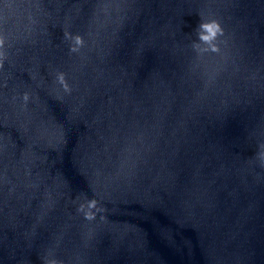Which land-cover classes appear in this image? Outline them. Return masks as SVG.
<instances>
[{
	"label": "water",
	"instance_id": "95a60500",
	"mask_svg": "<svg viewBox=\"0 0 264 264\" xmlns=\"http://www.w3.org/2000/svg\"><path fill=\"white\" fill-rule=\"evenodd\" d=\"M0 264H264V0H0Z\"/></svg>",
	"mask_w": 264,
	"mask_h": 264
}]
</instances>
